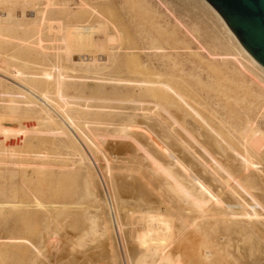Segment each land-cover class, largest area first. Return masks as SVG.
Returning <instances> with one entry per match:
<instances>
[{"label": "rangeland", "instance_id": "rangeland-1", "mask_svg": "<svg viewBox=\"0 0 264 264\" xmlns=\"http://www.w3.org/2000/svg\"><path fill=\"white\" fill-rule=\"evenodd\" d=\"M53 1L56 6L45 11L46 22L40 14L46 1L41 0L35 17L24 19L17 13V19L0 23V32L12 41L0 42V264H112L109 241L120 264H126L120 253L123 257V247L135 251L132 231L139 228L135 219L140 214L131 219L130 213L140 210L134 191L139 180L152 189L159 182L162 189L165 182L186 184L191 192L206 191L209 204L217 206L222 235H207L213 243L201 240L202 248H196L201 252L210 244L208 259H199L197 250V263L264 264V72L240 52L217 17L198 0ZM21 8L24 5L15 2L0 11ZM75 27L96 30V42H103L104 31L107 36L119 34L118 43L109 46L108 63L80 66L72 63L80 58H67L62 41L66 30ZM19 40L31 43L25 46ZM148 75L153 77L145 79ZM151 80H166L187 97L174 94L161 101L148 86ZM166 101L175 102L174 113L156 104ZM221 120L238 125L251 138L248 141L258 135L253 163L218 128L215 131L211 124ZM4 127H13L15 135L5 134ZM219 140L224 154L216 145ZM154 189L161 200V195L168 196ZM158 207L167 209L163 203ZM233 214L243 216L232 220ZM194 219L193 226L198 220L197 226H203L202 220ZM120 222L125 225L122 238ZM104 225L109 226L105 237ZM228 228L235 248L226 237ZM244 237L256 249L253 257L247 255Z\"/></svg>", "mask_w": 264, "mask_h": 264}, {"label": "bare ground", "instance_id": "bare-ground-1", "mask_svg": "<svg viewBox=\"0 0 264 264\" xmlns=\"http://www.w3.org/2000/svg\"><path fill=\"white\" fill-rule=\"evenodd\" d=\"M41 0H0V8L1 7H12V5L15 4V2H18L19 4H22L24 5V8H21L19 10H13V9H7V13L5 10L3 11H0V23L2 21H7V20H15L17 19L16 17H18L17 13H21V15L23 16L24 19L26 18H33L36 16V8L38 7L37 5H39V2ZM46 1V6H44V11H42L40 14L41 16V20L42 23L43 22H46L45 20V15H46V12L50 7L52 6H56L53 2V0H45ZM135 1V0H134ZM139 4H146L147 1L146 0H139ZM150 1H154V0H150ZM160 1V0H158ZM164 1V0H163ZM201 4H203L206 8H208L216 17L217 19L221 22V24L224 26V28L226 29V31L228 32V34L233 38V40L236 41L237 45L239 46V48L241 49L240 52H243L248 58L249 60L255 65V67L257 66L258 68H260V70H262L264 72V69L262 68L263 66L247 51L245 50L246 48L240 44L241 42H239L235 36H234V32L229 29L230 27L227 26L228 24L225 23V20L222 19V16H220L205 0H198ZM133 2V1H132ZM153 3V2H152ZM151 3V4H152ZM198 3V2H197ZM198 3V4H200ZM60 4V3H59ZM82 4V3H81ZM7 5V6H5ZM87 5V4H86ZM169 5V4H168ZM148 6V5H147ZM87 7V6H86ZM143 7V6H142ZM159 7V6H158ZM167 7V5H166ZM163 6V9L166 8ZM85 8V7H84ZM90 8V7H88ZM150 8H151V5H150ZM146 11L150 10V9H147L145 8ZM153 9V8H152ZM170 9V8H169ZM96 11V10H95ZM154 11V10H153ZM97 12V11H96ZM159 12V11H158ZM174 13V12H172ZM98 14V13H97ZM114 14V13H113ZM167 14V12H166ZM34 15V16H32ZM156 15V14H155ZM154 15V16H155ZM159 15V14H158ZM172 15V14H171ZM170 15V17H171ZM161 16V15H160ZM174 16V15H173ZM158 17V16H157ZM173 18V17H172ZM175 18V17H174ZM21 19V18H20ZM175 21V20H174ZM188 21V20H187ZM12 22V21H11ZM177 22V21H176ZM175 24V23H174ZM227 24V25H226ZM178 25L181 26V27H184L187 29L186 25H183V23L181 21H178ZM103 25H101L100 27H102ZM176 26V25H175ZM105 27V26H104ZM103 27V28H104ZM109 27H110V24H109ZM195 27V26H194ZM101 28V29H103ZM106 28V27H105ZM108 28V26H107ZM115 28V27H114ZM118 28V27H116ZM197 28V27H196ZM100 29V30H101ZM109 29V28H108ZM107 29V30H108ZM185 29V30H186ZM199 29V28H198ZM12 30V29H10ZM14 30V29H13ZM18 30V29H16ZM25 30V29H24ZM92 30L94 29H83V27H75V28H68L66 30L67 32V36H66V39H64V41H62V44L64 47L62 48H65V55L67 56V58H70V59H73L74 57H76V59H79L80 58V62L78 61L77 62H72L74 65H99V63H108V61H110V52L109 54L107 53L108 52V49H110V47L114 44V43H118V37L119 34H117V36H107V32L104 31L103 34L106 35V37L104 36V40L103 42H96L94 41V39L92 38V34L96 33V30H94L92 32ZM104 30V29H103ZM115 30V29H114ZM197 30V29H196ZM98 31V30H97ZM198 31V30H197ZM99 32V31H98ZM106 32V34H105ZM188 32V30H187ZM190 32V31H189ZM188 32V33H189ZM116 33V32H115ZM98 34V33H97ZM100 34V33H99ZM109 34V33H108ZM13 35V34H12ZM114 35V34H113ZM122 36V35H121ZM199 36V35H198ZM40 38V37H39ZM123 38V37H122ZM11 38H9L7 35H4L0 32V42L2 43H7V42H12L10 40ZM21 39V38H20ZM219 39V38H218ZM23 40V39H22ZM41 41V40H40ZM217 41V40H216ZM19 42L22 44V45H30V41H21L19 40ZM41 44V42H39ZM120 43V42H119ZM215 43V42H214ZM218 43V42H217ZM39 44V46H40ZM42 46V45H41ZM110 46V47H109ZM114 46V45H113ZM245 49H244V48ZM40 48V47H39ZM41 51H44L43 48H40ZM113 49V47H112ZM64 50V49H63ZM111 50V49H110ZM113 51V50H112ZM162 51V50H161ZM213 51V50H212ZM215 51V50H214ZM61 52V51H60ZM164 52V51H163ZM237 52V51H236ZM239 52V53H240ZM41 53H44V52H41ZM107 53V54H106ZM37 54V53H36ZM239 55V54H238ZM219 57V56H218ZM241 57V56H240ZM133 58V57H132ZM214 58V56H213ZM229 58V57H228ZM235 58V57H234ZM262 66H259V64L254 60V59ZM14 58H12L13 60ZM130 59V58H129ZM218 59V58H217ZM227 59V58H226ZM238 59V58H237ZM131 60V59H130ZM219 60H222V58H220ZM15 61V60H14ZM225 63V62H224ZM238 62H236L235 64H237ZM247 63V62H246ZM141 64V63H139ZM248 64V63H247ZM101 65V64H100ZM139 66V65H138ZM54 67V66H53ZM92 67V66H91ZM95 67V66H94ZM141 67V66H140ZM139 67V68H140ZM145 67V66H144ZM8 68V66H7ZM76 68V67H75ZM229 68V67H228ZM240 68V67H239ZM246 68V67H245ZM254 69V68H253ZM54 70V69H53ZM66 70V69H65ZM75 70V69H74ZM6 71V70H5ZM4 71V72H5ZM64 71V70H63ZM67 71V70H66ZM71 71V70H70ZM248 71V70H246ZM256 71V70H255ZM68 72V71H67ZM73 72V71H72ZM242 72V71H241ZM7 73V72H6ZM15 73V72H14ZM78 74V72H75ZM230 74V73H229ZM252 74V73H251ZM145 76V75H144ZM156 78H158L156 75H154ZM161 76V75H160ZM159 76V77H160ZM148 77H153V76H150L148 75L145 79H147ZM161 78H166L165 77H160V80ZM17 79V78H16ZM49 79V78H48ZM149 79V78H148ZM155 80V79H154ZM180 80V79H179ZM240 80V79H239ZM166 81V80H165ZM165 81H162L161 83L159 82V80H157V82H154L153 80L151 81H148V86L152 88V90H156L155 93L160 97L161 101H165V100H168L169 98H172V96L174 94H176L177 96H179L180 98H186L187 96L184 94V93H179V89L178 91H175L173 89V87L170 85V83H165ZM234 81V80H233ZM10 82V81H9ZM164 82V83H163ZM168 82V81H167ZM27 83V82H25ZM24 85V84H23ZM155 86V87H152V86ZM33 86V85H32ZM187 86V85H186ZM157 89H153V88H156ZM29 88V87H28ZM26 90V89H25ZM33 90V89H32ZM177 90V89H176ZM29 91V90H28ZM38 92V91H37ZM47 92V91H46ZM183 92V91H182ZM46 94V93H45ZM42 95V94H41ZM44 96V95H43ZM262 96V95H261ZM34 97V96H33ZM174 97V96H173ZM46 98V97H45ZM190 98L189 97L187 100L190 101ZM182 99V100H183ZM32 100V99H31ZM176 100V99H175ZM173 99V101H175ZM181 102V100H179ZM191 101H193V104L194 101L192 98H191ZM244 101V100H243ZM178 102V101H177ZM176 102V103H177ZM175 102H169V101H166V105L164 103H156V104H159V107L161 109H163L165 111V113H174L172 112V106L175 107ZM179 103V102H178ZM192 103V102H191ZM201 102H199L200 104ZM184 104V103H182ZM197 103H195V106ZM14 105V104H13ZM45 105V103H44ZM55 105V104H54ZM178 105V104H177ZM176 105V106H177ZM189 105V104H188ZM200 106V105H199ZM158 107V108H159ZM203 106L201 105V108ZM206 107V106H204ZM13 109L15 107H12ZM157 108V107H156ZM178 108V107H177ZM199 108V107H198ZM200 108V109H201ZM11 108H9L10 110ZM13 109H11L13 111ZM205 109V108H204ZM10 110V111H11ZM16 110V108H15ZM14 110V111H15ZM203 110V108H202ZM208 110V109H207ZM159 111V110H158ZM179 111H182V110H179ZM161 112V111H159ZM157 112V113H159ZM196 112V111H195ZM206 112V110H205ZM214 112V110H213ZM156 113V114H157ZM164 113V114H165ZM176 113V112H175ZM179 113V112H177ZM183 113V112H182ZM212 112H210L211 114ZM45 114V113H44ZM161 113L158 114V116L160 115ZM197 114V113H196ZM216 114V113H215ZM162 115V114H161ZM173 115V114H172ZM185 115V114H184ZM166 116V115H165ZM171 116V115H170ZM178 117V116H177ZM212 118H214V116H211ZM218 117V116H216ZM215 117V118H216ZM214 118V119H215ZM221 118V117H220ZM68 119V118H67ZM173 119V118H172ZM210 119V118H209ZM219 119V118H217ZM70 120V119H68ZM137 120V119H136ZM145 120V119H144ZM168 120V119H167ZM175 120V119H174ZM212 120H210V123H211ZM137 122V121H136ZM12 123V122H11ZM216 123V122H215ZM74 124V123H72ZM137 124V123H136ZM8 125V124H7ZM10 125V124H9ZM212 126L215 127V131H217V128H218V132L220 134H222V136L224 138L227 139L228 142H230L233 146H236L238 149H240L243 153V155L245 156L246 159H250L251 162H252V159H253V153H255V146H258L259 144V141H257L255 138L258 137V135L256 134L255 135V132H254V135L253 136V140L251 141H248L249 139L251 138H246V135H244L242 132H241V129L239 130L238 129V125L236 124H233V123H229L227 122V120H221L218 124H211ZM244 125V124H242ZM250 125V123H249ZM6 126V125H5ZM68 126V125H67ZM136 126V125H135ZM241 126V124H240ZM245 126V125H244ZM255 126V125H254ZM213 127V128H214ZM246 127V126H245ZM244 127V128H245ZM253 127V126H252ZM135 128V127H134ZM242 128V126H241ZM254 128V127H253ZM252 128V130H253ZM69 129V128H68ZM243 129V128H242ZM247 129V128H246ZM4 130H5V134H9V133H13L15 130L10 127H4ZM71 130V129H69ZM138 130V129H137ZM249 130V129H248ZM251 130V128H250ZM22 131V130H21ZM108 131V130H107ZM148 131V130H147ZM172 131V130H171ZM256 131V130H255ZM20 132V131H19ZM145 132V131H144ZM18 133V132H17ZM73 133V132H72ZM156 133V132H155ZM205 133V132H204ZM247 133V132H246ZM14 134V133H13ZM20 134V133H19ZM128 134V133H126ZM251 134V133H250ZM249 134V135H250ZM11 135V134H10ZM15 135V134H14ZM14 135L12 137H14ZM17 135V134H16ZM143 135V134H142ZM18 136V135H17ZM168 136V135H167ZM200 136V135H199ZM19 137V136H18ZM85 137V136H84ZM203 138V137H202ZM12 139V138H11ZM151 139V138H150ZM6 140V139H5ZM201 140V139H199ZM263 140V139H261ZM9 141V140H8ZM155 141V140H154ZM163 141V140H162ZM197 141V140H196ZM202 141V140H201ZM198 142V141H197ZM80 143V142H79ZM188 144H190L188 142ZM199 144V143H198ZM195 145V144H194ZM216 145H218L219 147V150L222 152V154H224L226 151L225 149L223 148L222 146V141L219 140L217 141ZM192 146V145H191ZM201 146H203L201 144ZM143 147V146H142ZM188 147V146H187ZM194 147V146H193ZM257 148V147H256ZM189 149V148H188ZM218 149V148H217ZM153 150V149H152ZM205 150V149H204ZM208 150V149H206ZM151 151V150H150ZM182 151V150H181ZM192 151V150H191ZM206 152V151H205ZM208 152V151H207ZM195 153V152H194ZM156 154V153H155ZM210 155V153H208ZM212 154V153H211ZM259 154V152H258ZM157 155V154H156ZM196 155V154H195ZM202 155V154H201ZM256 155V154H254ZM147 156V155H146ZM212 156V155H211ZM224 156V155H222ZM86 157V156H85ZM149 157V156H148ZM206 158V157H205ZM228 158V157H227ZM147 159V157H146ZM151 159H153L151 157ZM150 161L152 162L153 160ZM203 159V158H202ZM226 159V157H224V160ZM230 159V158H229ZM233 159H235L233 157ZM256 159V158H255ZM254 159V161H255ZM215 160V158H214ZM217 160V158H216ZM215 160V161H216ZM244 160V159H243ZM149 161V163H150ZM218 161V160H217ZM216 161V163H217ZM162 162V161H161ZM191 162V161H190ZM189 162V163H190ZM206 162V161H204ZM219 162V161H218ZM222 162H226L228 163L227 161H223ZM224 163V164H226ZM253 163V162H252ZM153 164V163H152ZM171 164V163H170ZM205 164V163H204ZM219 163H217L218 165ZM223 164V165H224ZM207 165V164H206ZM212 165V164H211ZM210 165V166H211ZM221 165V164H220ZM219 165V166H220ZM253 165V164H252ZM218 166V167H219ZM230 166V165H229ZM139 168V167H138ZM216 169V167H215ZM165 170V169H164ZM167 170V169H166ZM173 170V169H172ZM219 170V169H218ZM217 170V171H218ZM159 171V170H158ZM163 171V170H162ZM161 171V172H162ZM227 171V170H226ZM169 172V170H168ZM174 172V171H173ZM166 173V172H165ZM172 173V172H170ZM182 173V172H181ZM198 173V172H197ZM214 173V172H213ZM177 173H175L176 175ZM216 174V173H215ZM174 175V176H175ZM178 175V174H177ZM176 175V176H177ZM89 176V175H88ZM175 176V177H176ZM179 176V175H178ZM170 177V176H169ZM89 178V177H88ZM221 178V177H220ZM219 178V179H220ZM234 178V177H233ZM240 178V177H239ZM108 179V178H107ZM155 179V178H154ZM171 179H173L172 175H171ZM181 180V178H179ZM138 180V179H137ZM156 180V179H155ZM175 180V179H174ZM177 180V179H176ZM221 180V179H220ZM237 180V179H236ZM87 181V180H86ZM183 181V180H182ZM262 181V180H261ZM112 182V181H111ZM137 182V181H136ZM159 182V181H158ZM176 182H179V181H176ZM223 182V181H222ZM229 182V181H228ZM236 182V181H235ZM138 185L136 187V194L138 195L137 197V200L138 201V204H139V209L140 210H137V211H133L130 213V217L131 219L134 217L135 214L139 213L140 216L136 218V215H135V220L137 221V228L138 230L135 231V229H133L131 227V229H133L134 231L133 232V236L132 238L134 239V245L135 247V251L133 249V251L131 252H134L133 255L131 252H129L125 247H123V253H124V256L122 257V252L121 254V258L122 259H125V262L126 264H177L176 263V259L178 261H180L182 264H193L195 263L198 258L200 259V257L202 258H207L208 257V254L206 253V250L208 248V246H210V244H207V246L203 245V249L200 250L197 249L196 247H201L200 246V242L201 240H206V242L210 243L212 242V240L206 238L207 235L211 234L213 235L212 237L218 239L219 236L222 235V227H220V221L219 219L217 218V216L220 214L218 212L220 211H217V206L216 205H210L209 202V197L207 196V192L206 191H202V192H198V191H195L193 192V189H192V192H191V187L189 188L186 184H177V183H174V182H165V185L162 189L161 187V183L159 182L160 185L158 184H155L153 185L154 188L156 187L158 189L157 192H160V194L163 192L164 194H168V196L165 197L163 195H161V198L162 200L160 199V197L158 196H155V189L153 188H148L147 185L143 184L141 182V180H139L138 182ZM180 183V182H179ZM184 183V182H182ZM212 183V182H211ZM239 183V182H238ZM89 183H87L88 185ZM133 184V183H132ZM163 185V184H162ZM198 185V184H197ZM226 185V184H225ZM241 185V184H240ZM132 186V185H131ZM130 186V187H131ZM242 186V185H241ZM244 186V185H243ZM88 187V186H87ZM118 187V186H117ZM152 187V186H151ZM188 187V188H187ZM193 187V186H192ZM196 187V186H195ZM198 187V186H197ZM120 188V187H119ZM135 188V187H134ZM133 187L131 188L132 192H133ZM234 188V187H233ZM88 189V188H87ZM91 189V188H90ZM110 189V188H109ZM123 189V188H122ZM199 190V188H197ZM126 190V189H125ZM130 190V189H129ZM128 188H127V191H129ZM203 190V188H202ZM230 190V188H229ZM243 190V189H241ZM246 190V189H245ZM232 191V189H231ZM125 192V191H124ZM130 192V191H129ZM247 192V191H246ZM162 193V194H163ZM251 193V192H250ZM240 194V192H239ZM90 195H93L92 192H90ZM224 195V194H223ZM236 195V194H235ZM94 196V195H93ZM115 196V195H113ZM134 196V195H133ZM238 197V196H237ZM241 198V197H240ZM116 199V198H115ZM217 199V198H216ZM212 200V199H211ZM214 201V200H213ZM122 202V201H121ZM243 202V201H242ZM245 202V201H244ZM166 204L167 206V209L165 212H162V209L160 211V208L158 207L160 204ZM219 204V202H217ZM38 204V203H37ZM204 205V206H203ZM224 205V203H223ZM57 206V205H56ZM116 206V205H115ZM39 207V206H38ZM43 207V206H42ZM119 208V207H118ZM143 208V209H142ZM145 208V210H144ZM117 209V208H116ZM121 209V208H120ZM250 215V214H249ZM254 215V213H253ZM234 219L232 220H237L240 218L241 214H237V215H234ZM239 216V218H237ZM243 216V215H242ZM241 216V217H242ZM255 216V215H254ZM121 217V216H120ZM194 218H199L200 221L202 220L203 222V226L202 227H198L197 224H198V221L197 223L195 222L196 220ZM251 219V216L249 217ZM253 218V217H252ZM255 218V217H254ZM118 219H119V216H118ZM192 219L195 220L193 221L194 223V226L192 225ZM258 219V217H257ZM263 219V218H262ZM134 220V221H135ZM249 220V219H248ZM260 220V219H259ZM120 221V220H119ZM132 222L130 220V222H132V225L135 224V222ZM190 221H191V224H190ZM122 222V221H121ZM118 223L119 224V227H118V233L120 234V237L122 238V235L124 233V229H125V225L124 223ZM105 223V222H104ZM107 223V222H106ZM201 223L199 224L201 226ZM107 225V224H106ZM109 225V224H108ZM228 225V227H231L229 224H226ZM252 225V224H251ZM103 226V225H102ZM105 226V225H104ZM105 228V230H104ZM102 228L103 229V232H101V235L103 237L107 236L108 235V228H106V226ZM229 229V230H228ZM228 229H225V234L227 235L226 237H228V240L231 239V242H230V246H232V243L233 241L235 240L233 237V232H231L230 228ZM113 230V229H112ZM111 230V231H112ZM186 230V231H185ZM208 231V232H207ZM116 232V230H115ZM109 233L110 232V229H109ZM131 233V232H130ZM248 233V232H247ZM246 233V230H244V234L246 235H249ZM117 234V233H116ZM126 235V234H125ZM132 235V233H131ZM176 235L177 237L180 236V239L179 240H175L176 239ZM182 235V236H181ZM210 236V235H209ZM110 238V235L108 236ZM107 237V239H108ZM124 237V235H123ZM218 237V238H217ZM242 237V236H241ZM214 238V239H215ZM243 238V237H242ZM241 238V239H242ZM103 239V238H102ZM178 239V238H177ZM220 239V238H219ZM104 240V239H103ZM227 240V239H226ZM244 240V241H243ZM242 241L245 242V247H247V252L248 254L247 255H250L252 256L253 255V252L254 250H256L255 248L252 249V245H251V241L249 239V237H244ZM176 241V242H175ZM178 241V242H177ZM210 241V242H209ZM236 241V240H235ZM239 241V240H238ZM111 243V247L109 248V251L108 252V259L113 261L112 264H120V262L118 261V253L116 252L115 248H114V244L112 245V242L109 241ZM215 242V240L213 241ZM212 242V243H213ZM212 243H211V246H212ZM217 243H220V240L219 242L217 241ZM240 244V241L237 242ZM250 243V244H249ZM105 244V243H103ZM109 244V243H108ZM204 244V243H203ZM235 244V242L233 243V245ZM242 244V246H243ZM248 244H249V247H248ZM214 245V244H213ZM241 245V244H240ZM216 246V245H215ZM237 246V245H236ZM234 245V248L236 247ZM239 246V245H238ZM251 246V247H250ZM103 247V245H102ZM188 247L190 248L188 250ZM214 246H212L213 248ZM220 247V246H219ZM244 247V246H243ZM254 247V246H253ZM202 248V247H201ZM87 249V248H86ZM214 249V248H213ZM233 249V248H231ZM246 249V248H244ZM258 249V248H257ZM90 250V249H89ZM88 250V251H89ZM96 250V249H95ZM107 250V249H106ZM118 250V249H117ZM188 250V251H187ZM200 254H199V252ZM236 249H233V251H235ZM242 250V247L240 248V252ZM259 250V249H258ZM261 250V248H260ZM259 250V251H260ZM85 251V250H84ZM217 251V249H216ZM100 252V251H99ZM103 252V251H102ZM90 253V252H89ZM92 253V252H91ZM131 253V254H130ZM237 253V252H236ZM239 253V252H238ZM256 253V252H255ZM258 253V252H257ZM263 253V252H262ZM59 254V253H58ZM99 254V253H98ZM97 254V255H98ZM119 254V255H120ZM197 254H199L198 258L197 259H194L195 256L197 257ZM234 254V252H233ZM232 254V255H233ZM86 255V254H85ZM84 255V256H85ZM91 255V254H90ZM105 255V254H104ZM263 255V254H262ZM83 256V255H82ZM258 256V255H256ZM60 257V256H59ZM57 257V258H59ZM253 257V256H252ZM64 258V257H63ZM62 258V261H64ZM44 259V258H43ZM61 258H59L58 260H60ZM185 259V260H184ZM187 259V260H186ZM208 259V258H207ZM252 259V258H251ZM255 259V258H254ZM41 260V259H40ZM55 260V259H54ZM66 260V258H65ZM190 260V262H188ZM192 260H194V262H192ZM196 260V261H195ZM71 261V260H70ZM200 261V260H199ZM197 261V262H199ZM43 262V260H42ZM46 262V261H45ZM56 262V261H55ZM86 262V261H85ZM107 262V261H106ZM179 262V263H180ZM196 262V263H197ZM60 263L62 264L61 260H60ZM64 264H67V262H63ZM76 263V262H75ZM195 263V264H196ZM201 263V262H200ZM39 264V263H38ZM49 264V263H48ZM78 264V263H77ZM86 264V263H85ZM122 264V263H121ZM124 264V263H123ZM199 264V263H197Z\"/></svg>", "mask_w": 264, "mask_h": 264}, {"label": "water", "instance_id": "water-1", "mask_svg": "<svg viewBox=\"0 0 264 264\" xmlns=\"http://www.w3.org/2000/svg\"><path fill=\"white\" fill-rule=\"evenodd\" d=\"M264 67V0H206Z\"/></svg>", "mask_w": 264, "mask_h": 264}]
</instances>
